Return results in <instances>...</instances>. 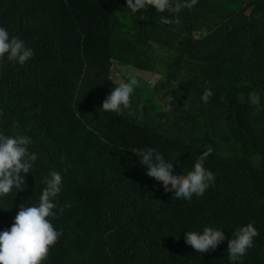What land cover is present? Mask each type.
I'll return each mask as SVG.
<instances>
[{
    "label": "trees",
    "instance_id": "trees-1",
    "mask_svg": "<svg viewBox=\"0 0 264 264\" xmlns=\"http://www.w3.org/2000/svg\"><path fill=\"white\" fill-rule=\"evenodd\" d=\"M125 11L126 0H0V23L35 52L23 66L0 63V130L30 135L38 154L25 189L0 199V231L58 170L63 211L52 223L61 235L44 264H229L227 239L250 221L259 235L240 264H264V0H197L171 24L151 6ZM155 44L174 55L159 56ZM115 63L125 81H139L122 115L100 109ZM158 66L149 86L142 75ZM250 91L259 107L247 103ZM145 146L175 160L177 173L211 148L215 182L185 201L142 165L112 169L135 166L130 149ZM203 226L225 227L214 251L184 242Z\"/></svg>",
    "mask_w": 264,
    "mask_h": 264
},
{
    "label": "clouds",
    "instance_id": "clouds-1",
    "mask_svg": "<svg viewBox=\"0 0 264 264\" xmlns=\"http://www.w3.org/2000/svg\"><path fill=\"white\" fill-rule=\"evenodd\" d=\"M196 3L197 0H126L130 11L125 12L136 14L139 10H146L151 6L155 8L156 13H167L160 16L161 23L171 24L184 7H192ZM248 6L249 3L244 5L243 13L246 14L254 7V5ZM194 33L199 35L201 32ZM155 45L159 56L174 55L173 51H166L163 47ZM34 55V49L22 36L0 23V63L7 61L23 66ZM160 70L161 66H158L155 70L144 72L154 77L153 82L147 79L149 86L159 81L162 74ZM127 75L121 80H115L112 75L114 81L111 80L115 86L110 90L100 108L105 113L122 115L125 109L131 112V97L139 81L135 76L125 81ZM212 96L213 91L206 82L199 98L200 102L207 104ZM247 103L259 107L261 95L256 91H250ZM13 127H15V121H13ZM32 139L30 135L20 132L9 135L0 130V199L10 193L16 196L25 189V176L34 172L38 160L37 152L30 148ZM130 151L136 156L135 166L127 167L110 160L112 169L135 170L142 165L145 167V174L160 182L165 192L172 191L174 196L182 200L191 201L193 197L203 196L215 182V174L205 166L207 157L212 152L211 148L198 155L189 170H181L178 173L173 171L175 160L166 159L154 147H133ZM104 153L110 159L105 147ZM62 180L60 171H49L41 178L43 188L39 191L36 202L27 203V200L25 202L27 206L25 203L20 204L10 228L0 231V264H44L50 248L61 235L53 225L52 219L63 211V209H57V197L62 190ZM224 228L223 226H203L201 229L189 230L184 235V242L195 252L214 251L226 239ZM258 235L259 230L251 221L232 230L231 238L227 239L229 264H240L241 258L253 246L254 238Z\"/></svg>",
    "mask_w": 264,
    "mask_h": 264
},
{
    "label": "rangeland",
    "instance_id": "rangeland-1",
    "mask_svg": "<svg viewBox=\"0 0 264 264\" xmlns=\"http://www.w3.org/2000/svg\"><path fill=\"white\" fill-rule=\"evenodd\" d=\"M129 71H127L124 67H122L121 65H119L118 63H115L113 66V78L115 80H121L125 77L126 74H128ZM143 78L145 79H149L151 82L154 81V77L151 76L150 74H143L142 75Z\"/></svg>",
    "mask_w": 264,
    "mask_h": 264
}]
</instances>
